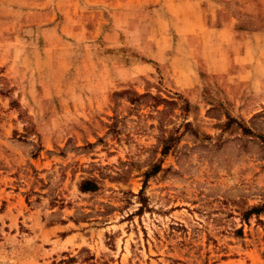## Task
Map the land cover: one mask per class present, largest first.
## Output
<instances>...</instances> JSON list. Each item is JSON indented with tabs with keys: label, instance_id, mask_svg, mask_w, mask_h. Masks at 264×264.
Segmentation results:
<instances>
[{
	"label": "rangeland",
	"instance_id": "1",
	"mask_svg": "<svg viewBox=\"0 0 264 264\" xmlns=\"http://www.w3.org/2000/svg\"><path fill=\"white\" fill-rule=\"evenodd\" d=\"M133 1L0 0V264H264V0Z\"/></svg>",
	"mask_w": 264,
	"mask_h": 264
},
{
	"label": "crops",
	"instance_id": "2",
	"mask_svg": "<svg viewBox=\"0 0 264 264\" xmlns=\"http://www.w3.org/2000/svg\"><path fill=\"white\" fill-rule=\"evenodd\" d=\"M145 4L149 5L148 15L146 14L141 17L142 18L148 17L150 19L151 24L154 23V20H156L157 23H159V20L161 18L160 14L165 12V10H168V12L173 13L174 15H177V16L180 15V13L182 12V9H184L185 12L190 11L189 13L190 22L188 26L191 30L187 32H183L181 30L182 26H180V22L178 21L179 19L178 20L175 19L176 21L175 25L177 27V32L179 34L182 33L181 37L183 38H188V37L193 36V34L197 33V29H201V30L203 29L204 31L205 29L206 31L213 30L215 32L216 31L220 32L223 29V25H218V24L214 25L213 23H208L207 19L202 14L198 16L199 10L206 11V7L204 6L205 3L203 0H134L132 5H129V6H132L133 9H137V8L140 9ZM184 6L186 7L183 8ZM191 10L193 11L191 12ZM137 15L135 17L139 18V16Z\"/></svg>",
	"mask_w": 264,
	"mask_h": 264
},
{
	"label": "trees",
	"instance_id": "3",
	"mask_svg": "<svg viewBox=\"0 0 264 264\" xmlns=\"http://www.w3.org/2000/svg\"><path fill=\"white\" fill-rule=\"evenodd\" d=\"M149 97L154 99V100H156V98H159L158 96H153V95H150ZM185 104H186V106H184V107H188L189 102L187 101ZM220 126H221L222 130L239 129L241 131V133L244 135L254 134V132L252 131V129L249 126H247L246 124H244L242 122H239L234 117L229 116V115L227 116V120L225 122L221 123ZM257 136H259V135H257ZM175 139H176V137L172 134H169L168 136L163 137V139L161 140L162 147H163L162 148L163 153H166L168 151V149L171 146V143ZM79 188L82 191H93L97 188V184L91 179H85V180H82L80 182Z\"/></svg>",
	"mask_w": 264,
	"mask_h": 264
}]
</instances>
